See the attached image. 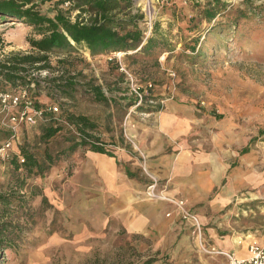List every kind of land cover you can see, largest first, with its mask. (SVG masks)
<instances>
[{
	"label": "rangeland",
	"instance_id": "rangeland-1",
	"mask_svg": "<svg viewBox=\"0 0 264 264\" xmlns=\"http://www.w3.org/2000/svg\"><path fill=\"white\" fill-rule=\"evenodd\" d=\"M218 1L216 6L171 0L159 8L153 22L164 40L149 54H50L53 64L58 58L73 62L63 75L74 76L72 97L56 89L47 95L57 88L49 79L61 71L30 70L44 86L34 90L36 105H57L53 113L64 125L51 148L68 145L67 132L74 130L59 117L63 106L93 120L98 129L90 134L113 156L79 147L41 176L19 179L10 156H0V194L24 202L0 211V222H10L13 248L4 252L1 264H128L148 255L166 264V254L143 249V237L128 233L125 217L143 201H165L154 194H169L183 155L191 160L188 175L213 181L209 195H231V212L242 218V209L264 211V0ZM35 3L49 15L58 8L57 1ZM140 26L147 28L145 22ZM29 30L19 22L0 23V62L31 50L25 39ZM94 85L108 103L93 100ZM36 134L23 125L15 144ZM159 157L172 159L167 175L152 165Z\"/></svg>",
	"mask_w": 264,
	"mask_h": 264
},
{
	"label": "trees",
	"instance_id": "trees-1",
	"mask_svg": "<svg viewBox=\"0 0 264 264\" xmlns=\"http://www.w3.org/2000/svg\"><path fill=\"white\" fill-rule=\"evenodd\" d=\"M42 1L50 3L57 1L58 8L54 15L42 12L38 4L30 3L31 0H0V23L14 21L29 27L30 30L25 39L31 48L25 54H16L0 62V89L6 90V85L15 89L18 86H26L34 82V87L30 88V94L38 105V94L34 90L42 89L44 86L39 82V78L32 76L30 70L61 71V74L49 79L57 88L47 89V95L50 93L53 96V91L56 89L65 97H72L70 91L77 85L72 80L74 76H70V80L63 76L64 73L71 72L64 68L74 67L73 62L66 58H58L53 64L50 54H70L80 51L95 56L124 51L129 56H135L138 53H151L160 45L159 42L164 40V33L159 31L155 23H153L150 33L145 36V29L140 26L143 22L142 15L132 10L133 0H76L74 8L79 9V14L74 21L67 15L70 10L60 6L62 0H40V2ZM206 3L207 5H219L218 0H206ZM206 11L211 15L216 13L215 10H209V8ZM85 13L89 14V19L83 18ZM207 18L210 20L213 16ZM198 39L197 36L195 42ZM191 49L194 51L195 46H192ZM108 62L117 65L115 60ZM91 91L94 101L108 103L100 86L94 85ZM60 109L59 117L69 123V127H74V130L67 132L69 144L58 149L51 148V143L55 141V136L62 131L64 125L52 111L47 110L42 120L31 124L34 129H37V134L32 138H24L22 144H16V150L13 148L9 154L8 162L12 172L17 175L16 179H19L20 175L25 177L41 176L60 157L70 156L79 147L112 156L96 140L97 138L90 134V131L98 129L93 120L82 114L67 112L63 106ZM9 135V132L0 129V142L6 140ZM246 149L245 147L243 151ZM18 154L24 157L23 162H19ZM125 172L132 177L133 173L129 169L126 168ZM12 203L19 205L24 202L12 194H0V211L2 213L8 212L11 205H14ZM8 223L10 222H0V264L4 252L7 249H13L12 239L9 240L10 234L6 226ZM155 260L156 256L150 255L140 263L130 262L128 264H153Z\"/></svg>",
	"mask_w": 264,
	"mask_h": 264
},
{
	"label": "crops",
	"instance_id": "crops-1",
	"mask_svg": "<svg viewBox=\"0 0 264 264\" xmlns=\"http://www.w3.org/2000/svg\"><path fill=\"white\" fill-rule=\"evenodd\" d=\"M35 1L31 0L30 3ZM178 161L169 184V195L184 201V206L199 216L200 235L192 221L183 217L172 202L143 201L141 208H134L125 217L128 233L143 237V249L156 251L157 256L166 254V264H223L225 256L220 251L247 256L250 243L264 241V211L248 212L242 209L241 218L228 206L230 194L209 195L215 187L213 185L210 190L213 181H196L188 175L191 160L186 155ZM171 163V158L159 157L152 165L160 166L161 172L167 175ZM234 172L233 175L236 174ZM161 261L156 257L153 264Z\"/></svg>",
	"mask_w": 264,
	"mask_h": 264
},
{
	"label": "built area",
	"instance_id": "built-area-1",
	"mask_svg": "<svg viewBox=\"0 0 264 264\" xmlns=\"http://www.w3.org/2000/svg\"><path fill=\"white\" fill-rule=\"evenodd\" d=\"M170 1L133 0V12H139L142 15L143 22L147 25L144 31L145 36L150 33L154 23V14L159 8L168 5ZM75 4L76 0H62L60 4L62 8L70 10L67 15L73 21L79 14V9L74 8ZM112 53H110L112 55L110 57H120L116 55V52ZM4 60L2 59L1 62ZM118 68L126 72V69L120 62ZM32 87H34V82L26 86H18L15 89L0 90V127L10 134L6 140L0 142V156H9L11 150L16 146L15 141L21 126L35 124L38 120H42L47 110L52 112L58 111L57 105L47 107L37 106L30 94V88ZM137 94L139 98L142 97L139 92ZM17 157L19 162L24 161V157L21 154H18ZM155 185L156 183L150 186L152 194L155 193ZM154 196L172 202L179 209L183 217L192 221L198 235H200L201 223L198 216L192 210L186 208L182 200L171 197L165 190H160ZM247 251V256H238L232 251H220L219 253L225 256L223 264H264V241L250 243Z\"/></svg>",
	"mask_w": 264,
	"mask_h": 264
},
{
	"label": "bare ground",
	"instance_id": "bare-ground-1",
	"mask_svg": "<svg viewBox=\"0 0 264 264\" xmlns=\"http://www.w3.org/2000/svg\"><path fill=\"white\" fill-rule=\"evenodd\" d=\"M117 56H122L123 54L122 53H116Z\"/></svg>",
	"mask_w": 264,
	"mask_h": 264
}]
</instances>
